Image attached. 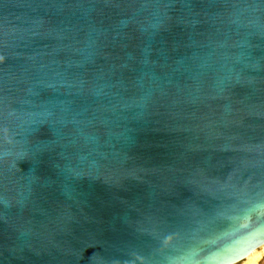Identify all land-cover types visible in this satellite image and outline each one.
I'll return each instance as SVG.
<instances>
[{
  "label": "water",
  "instance_id": "obj_1",
  "mask_svg": "<svg viewBox=\"0 0 264 264\" xmlns=\"http://www.w3.org/2000/svg\"><path fill=\"white\" fill-rule=\"evenodd\" d=\"M263 246L264 0H0V264Z\"/></svg>",
  "mask_w": 264,
  "mask_h": 264
},
{
  "label": "rangeland",
  "instance_id": "obj_2",
  "mask_svg": "<svg viewBox=\"0 0 264 264\" xmlns=\"http://www.w3.org/2000/svg\"><path fill=\"white\" fill-rule=\"evenodd\" d=\"M257 262L256 264H264V249L260 248L257 250ZM248 260L245 259L243 262L239 263V264H247Z\"/></svg>",
  "mask_w": 264,
  "mask_h": 264
},
{
  "label": "bare ground",
  "instance_id": "obj_3",
  "mask_svg": "<svg viewBox=\"0 0 264 264\" xmlns=\"http://www.w3.org/2000/svg\"><path fill=\"white\" fill-rule=\"evenodd\" d=\"M264 249V246L261 247ZM257 250L250 254L246 259L248 260L247 264H256L257 262Z\"/></svg>",
  "mask_w": 264,
  "mask_h": 264
}]
</instances>
